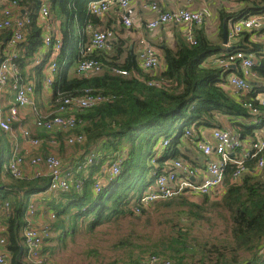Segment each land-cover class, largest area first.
Wrapping results in <instances>:
<instances>
[{
  "label": "trees",
  "instance_id": "trees-1",
  "mask_svg": "<svg viewBox=\"0 0 264 264\" xmlns=\"http://www.w3.org/2000/svg\"><path fill=\"white\" fill-rule=\"evenodd\" d=\"M15 1L30 17L25 40L15 48L13 62L17 64L21 78L18 72L16 76L24 82L32 79L34 91L39 93L47 75L48 54L42 56L38 65L29 67L28 72L27 68L37 57V48L43 44L42 30L37 25L40 0ZM89 1L48 0L51 19L59 20L60 28L59 50L54 58L57 68L50 86L52 98L82 96L85 90L104 98L84 111H76L80 123L65 132L66 137L84 136L83 143H73L81 144L80 159L91 150L99 156L87 173H78L79 176L76 173V177L82 179L80 190L71 187L66 191L50 192L49 197L43 199V206L53 214L51 217L49 213L51 218L44 221L48 224V236L44 238V244H54L50 246V253L47 251L50 257L54 250L64 247L68 238L71 240L81 228L92 232L119 217L136 215L135 207L142 210L140 195L153 184L155 176L167 167L165 161L177 158L176 140L181 134L185 135L187 127L209 126L214 111L247 116L243 100L253 101V95L241 98V102L229 98L221 84L226 83L225 76L231 68L235 69V73H241V70L237 62L227 66L206 63V56L220 52L223 46L208 40L196 28L192 30L195 44L180 39L175 49L168 46L161 48L164 63L161 71L143 70L134 55L128 56L124 64L115 63L113 60L122 52L120 48L108 55L102 49L82 56L77 37L88 45L91 33L95 30L91 28L98 21V16L92 15L87 9ZM243 32L237 40L243 36ZM238 41L237 44L233 42V48L241 49L242 40ZM83 58L95 59L101 66L100 71L71 75L70 67ZM118 69L125 70L126 74L115 72ZM35 121L37 128L50 134L43 141L50 143L55 140V145H51L53 147L61 144L63 133L58 132L60 130H46L38 127ZM4 132L7 131L0 128V140ZM175 132L167 147L161 150L154 148L157 139L171 137ZM239 132L243 136L252 134L250 128ZM31 138L42 143V139L37 136ZM47 155L55 156L54 153L44 156ZM10 159L0 161V199L10 196L8 198L11 199L7 201L13 204L9 201L6 249L11 255V264H26L21 235L25 226L24 212L30 197L38 193L46 194L49 178H16L9 168L1 166ZM118 159H121L118 172L109 176L110 164ZM99 160H108V169L104 172L105 181L101 190L95 193L93 181L95 178L102 179L101 175H94L99 173ZM244 166L247 170L235 184L230 182V174L235 166H227L225 193L220 201L211 203L212 207L225 211L221 218L223 227L216 235L209 239L199 238L196 233H189L191 228H186L185 232L168 239L167 243H163V239L160 241L163 243L160 250L168 253L163 256L171 264H248L255 260L264 264V256L260 255V250L264 248V169L256 170L255 158L246 157ZM63 168L67 167L63 165ZM186 196L183 193L158 202L171 204L175 200H184L188 207L191 204ZM195 206V211L187 209L186 213L197 218L204 215L206 208L191 205ZM123 240L121 238L120 243L127 239ZM44 244L43 251H46ZM116 261L105 264H118Z\"/></svg>",
  "mask_w": 264,
  "mask_h": 264
},
{
  "label": "built area",
  "instance_id": "built-area-1",
  "mask_svg": "<svg viewBox=\"0 0 264 264\" xmlns=\"http://www.w3.org/2000/svg\"><path fill=\"white\" fill-rule=\"evenodd\" d=\"M117 1L122 8L128 6L130 0H90L87 3L88 11L94 15L101 17L109 10L112 4ZM18 3L15 0H7L2 5V18H0V31L8 30L10 32L9 43L7 44L10 51L0 58V86L10 83L14 91L15 105L12 106L8 114L0 119V128L12 134L11 122L16 120L18 108L27 105L31 96L34 94V84L31 81H21L17 78L18 67L13 62L15 56L16 46L23 42L26 37V26L30 22L29 14L23 11L19 15L17 10ZM152 9L155 10L156 16L147 23L148 28H155L161 24H193L199 25L203 19L202 14L196 11H190L185 8H177L174 10H163L157 3L152 4ZM38 18L43 19L44 35L42 36L43 46L48 49L49 64L46 67L45 84L51 86L53 77L57 68L54 58L59 50V36L50 26V10L45 1H42L37 9ZM17 13L15 20L12 15ZM264 15L262 14H249L242 17L229 19L227 42L235 40L243 31H251L259 29L262 25ZM122 23L125 26H131L129 17H122ZM114 31L112 29H95L91 33L90 42L81 48L82 56L91 53L94 50L105 49L113 38ZM186 40L192 44L196 41L193 36L192 30L186 34ZM226 43L225 45H227ZM141 68L143 70H154L160 64V58L155 48L151 45H146L139 53ZM219 65L227 66L232 62H237L241 73H233L229 75L228 82L234 85L240 92H248L251 90V85L243 74H248V69L253 65L251 59L248 58L246 53L241 50L227 51L221 57L217 58ZM101 66L92 58L80 59L75 64V71L77 74H86L88 72H98ZM120 74H126L125 70H115ZM151 82H149L150 84ZM104 98L100 95H93L85 90L82 96H60L56 101V110L54 113L37 117L35 123L38 127L47 130H60L66 128H74L78 124L76 111H84L101 101ZM59 103V104H57ZM258 104L253 101H244L243 106L253 116L259 114L257 105L264 106V97L257 100ZM191 129L185 131V135H190ZM25 136H29L27 130H23ZM213 138L216 142L214 147L205 144L201 140L196 141V147L200 149L205 155L210 154L212 151L216 154V160H207L202 169L204 175L199 181H192V178L201 170V168L194 167L186 163L184 160L167 159L165 163L167 167L155 176L154 182L150 185L145 192L139 197L141 206L149 204L155 199L168 200L173 196L180 194L188 195H206L211 196L217 192L220 187L225 188L226 169L228 165L235 166L234 171L230 174V182L237 183L240 181L242 174L247 170L244 166V159L246 157L256 160V170H260L264 165V134L258 138H252L249 143L250 150L245 158L239 156L241 140L237 136H233L227 131L221 129H214ZM171 137L163 136L159 138L157 147L164 149L169 145ZM30 142L33 146L39 144L36 138H31ZM83 143L84 136H70L67 143ZM51 145H55V140L50 141ZM98 154L91 150L83 155V157L76 162L74 170L63 168L60 159L54 155L35 156L30 160L31 164H45L48 170L49 183L46 192L66 191L71 187L75 190L82 188V179L76 177V173H87L90 167L97 162ZM121 159L115 160L110 164L109 176L115 175L120 167ZM24 158L15 154L6 163L2 164L3 167L9 168L11 173L16 178H22L25 173L22 169ZM107 174V175H108ZM103 182L98 178L93 181L92 189L98 193L102 188ZM1 211L4 216L10 213L9 201L5 200L0 205ZM135 213L140 211L139 208H134ZM34 214V206L31 204L27 208V215ZM51 217L53 214L50 215ZM30 218V217H29ZM48 236V224L42 223L40 225H26L23 232V244L25 246V255L32 264H61L53 261L47 251H43L44 238ZM8 251L6 249V242L4 238H0V264H5ZM260 255L264 256V248L260 250ZM98 264V263H91ZM142 264H171V262L163 255L149 253L143 258ZM248 264H259L257 260Z\"/></svg>",
  "mask_w": 264,
  "mask_h": 264
},
{
  "label": "crops",
  "instance_id": "crops-1",
  "mask_svg": "<svg viewBox=\"0 0 264 264\" xmlns=\"http://www.w3.org/2000/svg\"><path fill=\"white\" fill-rule=\"evenodd\" d=\"M42 1H45L49 6L48 0H40L39 4ZM152 1H156L163 10L185 8L190 11L200 12L203 19L199 25L167 23L161 24L158 27L152 29L148 28V21L152 20L156 16V13L152 10L142 8V5L144 3H149ZM5 2L6 0L0 1V18H2V5ZM17 10L19 12V15H22L23 11H25L20 5H18ZM125 13L126 12H124V14ZM247 13L264 15V0H130V8L127 14L131 19V26L128 27L122 23L121 10L116 5V3H114L103 16L97 17L98 21L94 26H92L91 30L112 29L114 31L110 46L108 44V46L105 48V52L108 55L111 54L112 51H116V48H120L122 52L119 54L117 59L113 60L117 64H124L128 56L134 55L136 56L138 66L141 68L139 59L140 51L146 45L153 46L160 58V64L156 69H154L155 71H161L164 68L161 53V48L163 46H168L171 49H175L178 40L182 39L186 41V34L189 30H193V28L201 30L208 40L223 46L220 52L206 56V63L214 62L216 64H219L217 62V58L221 57L224 53L231 49L235 51H243L244 53H246L248 58L252 60L253 65L248 69V74H243L251 85L250 91L240 92L234 85L228 82L229 75L235 73V69L232 68L225 76L226 83H222L221 87L224 89L231 100L241 102V98H246L248 95H253V102L255 104H258L257 100L264 97V19L259 29L243 32V36L239 38L242 40L241 49L235 47L233 48V45L239 42V39L237 40V38L232 42H227V45H224L222 42L223 28H226V25L228 28L229 19L238 18ZM16 16L17 13L12 15L13 20H15ZM49 23L51 28H53V30L58 35V29H60L59 20H52L50 18ZM37 25L43 26L42 18H38ZM41 30L43 36V29L41 28ZM9 38L10 32L8 30L0 31V58L4 57V55L10 51V48L7 45L9 43ZM77 39L78 45L82 48L85 45L84 42H82V40L78 37ZM233 42L235 43L233 44ZM36 52L37 57H34V61L30 64V66H28L27 72L29 70V67L38 65L42 56L48 54V50L43 46V44H41V46L37 48ZM47 59L49 61L48 56ZM69 72L71 75H77L75 71V63L70 67ZM18 75L20 76L19 69ZM28 81H31L34 84L32 79H29ZM51 95V87L47 86L45 82H43L40 92L35 93L34 91V94L30 98L29 103L23 107L18 108L16 120L11 122L12 134L9 132H4V137L2 138V140H0V161H4L3 159L7 160L15 154L23 156L24 164L22 165V169L25 173L26 178L39 176L48 177V170L45 164L30 163V160L35 156H44L48 153H54L58 156L62 164L69 170H74L76 162L80 160L79 155L81 151L77 154H75L77 151L74 150L70 153L66 152L67 148H64L65 143L63 142V140L60 141L61 144L57 145V147L51 146L50 143H47L48 141H43L45 140L46 136H49L50 134L45 133L44 130L37 128L34 125V121L37 116H48L55 112L56 101L52 98ZM14 105V91L11 88L10 83H7L4 86H0V119L5 117L8 114L9 109ZM257 106L259 108V114L257 116L251 115L244 107L243 108L247 116L230 115L228 113L214 111L212 113L213 117L210 121L209 126H198L197 128H195L193 125H191V128L187 127L191 129L190 135L181 134L179 139L176 140L177 143L175 146H177L176 152L178 155L175 160H184L191 166L201 168V170L195 175V177L192 178V181H199L200 179H202V176L204 175V171L202 169L204 168L205 162L207 160H216V154L214 151H212L208 155H205L200 149L196 147V141L198 139L205 144H209L211 147H214L216 144L213 138L214 129H221L229 132L233 136H237L241 140L239 156L245 158L246 154L250 150L249 143L251 142L252 138H258L264 134V106ZM246 128H250L252 130L251 135L243 136L239 132L243 131ZM24 129L29 131V135L31 137L37 136V138L42 139V143H39L37 146H33L30 142L31 137H27L23 134ZM176 133L177 132L173 133L171 138L175 136ZM38 135H40L41 137ZM158 141L159 139H157V144L159 143ZM262 169H264V166ZM95 175H101V177L105 179L104 172H100ZM77 176H79L78 173ZM49 195V192H46V194L38 193L30 197L28 204H32L34 206V214L31 216L27 215V207L29 206L27 204L24 212L25 226L29 224L40 225L44 223V221H49V219L51 218L49 217V213L52 211L46 209L43 206V199L49 197ZM8 197L5 199H0V205L3 201L11 199ZM0 238H4L5 240L7 239V218L2 213L1 207ZM53 245L54 244L45 242L44 247L45 249H47L46 251L50 253V246ZM10 259L11 255L8 252L5 264H11ZM23 259L26 264H32L28 260L26 255Z\"/></svg>",
  "mask_w": 264,
  "mask_h": 264
},
{
  "label": "rangeland",
  "instance_id": "rangeland-1",
  "mask_svg": "<svg viewBox=\"0 0 264 264\" xmlns=\"http://www.w3.org/2000/svg\"><path fill=\"white\" fill-rule=\"evenodd\" d=\"M114 3L120 8L121 16L128 17L127 12L130 8V1H128L126 8H122L117 1ZM154 3L157 2L144 3L142 8L155 12L152 9V4ZM124 12L126 13L124 14ZM77 122L78 124L80 123L79 120ZM189 127L191 128L192 126L190 125ZM69 131L70 128H66L60 129L58 132L63 133L61 139L65 143L64 148H67L66 152L70 153L73 150H78L75 153L77 154L80 152L81 144L69 145L67 143L69 136L66 137L65 132ZM156 147L154 146L155 149H157ZM55 156L58 157L57 155ZM98 162H100L99 173L107 171L108 160H99ZM98 169H95L96 172ZM100 180L102 182L105 181L103 178ZM225 189L226 187H220L217 192L209 197L201 195L186 196L189 204L193 206L202 205L206 208L204 215H199L198 218L195 215L186 213L185 210L187 209L195 211L196 206L191 207L189 205L187 207L184 200H175L169 204L159 203L158 201L161 200L155 199L149 204H143V209L136 215L130 214L129 216L119 217L118 220L107 224L104 223L102 227H98L92 232L81 228L71 240L68 238L64 247L54 250L51 258L61 264H105L116 260L118 264H134L135 261H137V264H142L143 258L149 253L168 254L162 253L160 246L163 243H167L168 239L185 232L186 228H191L190 234L196 233L199 238L202 236V238L209 239L210 236L216 235L223 227L221 218L225 211L212 207L211 203L220 201ZM210 226L211 229H209ZM181 229L184 230L180 231ZM121 238H124L123 241L127 240L124 243H120ZM162 239L163 243L160 242Z\"/></svg>",
  "mask_w": 264,
  "mask_h": 264
},
{
  "label": "water",
  "instance_id": "water-1",
  "mask_svg": "<svg viewBox=\"0 0 264 264\" xmlns=\"http://www.w3.org/2000/svg\"><path fill=\"white\" fill-rule=\"evenodd\" d=\"M227 32H228V28L226 25V28H223V32H222V42L225 45L227 43Z\"/></svg>",
  "mask_w": 264,
  "mask_h": 264
}]
</instances>
